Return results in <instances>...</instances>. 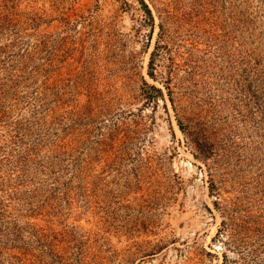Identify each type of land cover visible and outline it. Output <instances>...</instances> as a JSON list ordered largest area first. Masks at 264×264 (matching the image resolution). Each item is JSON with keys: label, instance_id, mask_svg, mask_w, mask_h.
Returning a JSON list of instances; mask_svg holds the SVG:
<instances>
[{"label": "rangeland", "instance_id": "rangeland-1", "mask_svg": "<svg viewBox=\"0 0 264 264\" xmlns=\"http://www.w3.org/2000/svg\"><path fill=\"white\" fill-rule=\"evenodd\" d=\"M0 264H264V0H0Z\"/></svg>", "mask_w": 264, "mask_h": 264}]
</instances>
